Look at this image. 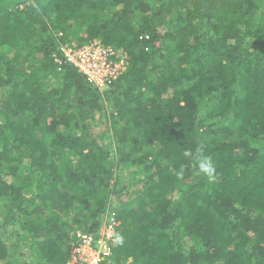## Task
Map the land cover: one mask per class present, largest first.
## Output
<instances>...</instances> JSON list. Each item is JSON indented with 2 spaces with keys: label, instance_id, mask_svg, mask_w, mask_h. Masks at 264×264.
Instances as JSON below:
<instances>
[{
  "label": "trees",
  "instance_id": "1",
  "mask_svg": "<svg viewBox=\"0 0 264 264\" xmlns=\"http://www.w3.org/2000/svg\"><path fill=\"white\" fill-rule=\"evenodd\" d=\"M94 38L103 83L61 50ZM107 227L104 264H264V0H0V264Z\"/></svg>",
  "mask_w": 264,
  "mask_h": 264
},
{
  "label": "built area",
  "instance_id": "2",
  "mask_svg": "<svg viewBox=\"0 0 264 264\" xmlns=\"http://www.w3.org/2000/svg\"><path fill=\"white\" fill-rule=\"evenodd\" d=\"M61 50L67 61L83 69L99 83L110 81L119 75L125 66L122 58H111L112 50L96 38L77 47L64 45ZM111 231V227H107L104 238L97 240L89 235L84 236L82 243L75 249L76 256L73 261L81 264H101L103 257L110 253L108 239L111 237Z\"/></svg>",
  "mask_w": 264,
  "mask_h": 264
},
{
  "label": "clouds",
  "instance_id": "3",
  "mask_svg": "<svg viewBox=\"0 0 264 264\" xmlns=\"http://www.w3.org/2000/svg\"><path fill=\"white\" fill-rule=\"evenodd\" d=\"M185 157H190L195 160L196 166L198 167V171L209 178H214L216 174V167L213 164L211 156L205 155L203 152V147H199L196 149L195 154L191 150H185L184 152ZM176 176L178 179L183 178L184 176V168L181 166V168L176 172ZM116 242L122 243L123 239L120 236H116ZM103 260H102V263Z\"/></svg>",
  "mask_w": 264,
  "mask_h": 264
}]
</instances>
